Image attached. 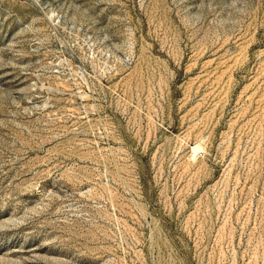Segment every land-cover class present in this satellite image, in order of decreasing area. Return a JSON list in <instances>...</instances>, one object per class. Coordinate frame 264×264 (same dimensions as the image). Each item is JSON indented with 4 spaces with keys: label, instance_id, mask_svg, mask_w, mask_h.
Listing matches in <instances>:
<instances>
[{
    "label": "rangeland",
    "instance_id": "1",
    "mask_svg": "<svg viewBox=\"0 0 264 264\" xmlns=\"http://www.w3.org/2000/svg\"><path fill=\"white\" fill-rule=\"evenodd\" d=\"M0 264H264V0H0Z\"/></svg>",
    "mask_w": 264,
    "mask_h": 264
}]
</instances>
